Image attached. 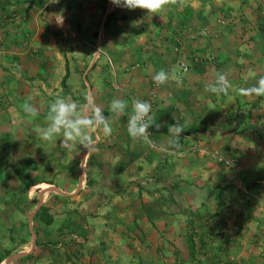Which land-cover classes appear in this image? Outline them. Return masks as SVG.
Returning a JSON list of instances; mask_svg holds the SVG:
<instances>
[{
  "label": "crops",
  "instance_id": "crops-1",
  "mask_svg": "<svg viewBox=\"0 0 264 264\" xmlns=\"http://www.w3.org/2000/svg\"><path fill=\"white\" fill-rule=\"evenodd\" d=\"M62 6L0 0V227L9 229L3 233L34 230L37 264H264V96L239 92L264 77V0H165L153 14L112 0ZM59 11L62 24L55 21ZM111 13L118 19L105 28ZM96 43L106 60L93 59ZM181 59L188 73L180 71ZM162 69L170 78L158 86L152 77ZM220 71L233 85L227 95L205 87ZM67 74L71 95L64 96ZM92 91L105 116L112 99L128 102L113 117L112 134L89 129L94 151L68 150L59 137L46 142L36 134L57 95L83 105ZM133 99L152 106L150 143L127 133ZM26 100L36 117L24 112ZM176 121L186 129L173 138L168 129ZM44 185L98 212L83 246H75L82 238L73 228L64 229L65 243L57 232L46 246L39 229L60 226L49 230L42 209L29 213L34 190ZM32 237L23 236L9 256L31 249ZM6 260L0 264L21 258Z\"/></svg>",
  "mask_w": 264,
  "mask_h": 264
},
{
  "label": "clouds",
  "instance_id": "clouds-1",
  "mask_svg": "<svg viewBox=\"0 0 264 264\" xmlns=\"http://www.w3.org/2000/svg\"><path fill=\"white\" fill-rule=\"evenodd\" d=\"M53 3L59 0H51ZM112 3L118 7L134 10L137 8L146 9L150 14L156 13L165 3V0H112ZM57 24L63 23L62 13L55 15ZM170 75L165 70H159L153 77V81L159 86L165 84ZM206 90L212 94H225L233 87L227 74L224 71L217 72L214 82L207 84ZM242 95L264 96V77H260L257 82L247 88H240ZM85 103L79 104L70 97L57 95L49 104L47 116V125L36 129V134L46 142L55 141L58 137L61 140V147L68 150L77 149L83 146L88 152L95 150L97 138L89 135V129L102 128L103 133L107 136L112 134L113 117L124 114L128 109V102L121 99H112L107 111L110 116H105L103 110L96 102L95 98L90 94H85ZM131 114L127 119V133L132 139H140L146 143H150L149 129L156 124L152 114V106L148 101L141 99H133L131 103ZM23 110L31 117L38 115L37 108L27 100L24 102ZM160 125H156L159 127ZM186 129L184 124L176 121L170 125L168 135L178 138ZM172 147L177 145L172 144Z\"/></svg>",
  "mask_w": 264,
  "mask_h": 264
},
{
  "label": "rangeland",
  "instance_id": "rangeland-1",
  "mask_svg": "<svg viewBox=\"0 0 264 264\" xmlns=\"http://www.w3.org/2000/svg\"><path fill=\"white\" fill-rule=\"evenodd\" d=\"M107 2L108 1H106V4H107ZM62 3L60 5L61 9L63 7ZM102 3H104V2H102ZM104 9H106V8H104ZM65 11H66V13H68L67 10H65ZM59 13H61V11H59ZM59 13H57V14H59ZM63 16H64V14H63ZM99 48L101 49V51L103 50L101 47L98 46V43H96V45L94 46V49H93V59L97 62H100L101 60H103V58H105V56L102 53H100V55L98 57V55H97L98 51L97 50ZM105 60H106V58H105ZM114 69H116L115 64H114ZM85 78H86L87 82H91L92 79L89 78L88 75L82 77V82L85 85L86 90H88L87 85L84 83ZM87 94H88V92H87ZM91 95L94 97L93 91H92ZM260 127H261V130L263 131V125H261ZM93 138H96L95 134H93ZM80 163H81V161H80ZM46 187H48V188L46 189ZM40 188H41L40 192H39V190L38 191L34 190V193H33L34 200L31 201V203H30L29 213L32 212V217H34L36 212L37 211L39 212V210L42 209L43 211L41 213L42 215H40V218L43 219L45 226L48 227V226L52 225L49 228V230L53 229V225H55V224H56V226L57 225L60 226L57 231L55 229H54V231L53 230L42 231L41 229H39L40 233L46 234V236L48 237L47 238L48 243H46V246H48L49 244H52L53 241L51 238H53V236L57 237L59 235L61 236L60 241L65 243V240L67 239L68 234H66L64 229L67 230L68 228H73V230L76 232V233L74 232L76 234V236L78 235V239H79V237L82 238V241H76V243H74L75 246H77V247L83 246V244H85V241H87L89 239L88 237L90 236V234L87 231H85L86 230L85 228L89 227L88 226V223H89L88 220L97 217V215H95V214H97L98 212L90 213V212H88L87 209L85 211V209H83V208H86L87 201H83V198H80L79 200H76V201H73L72 199H69V198H65L62 191L59 190V188H55L54 186H45V185L41 186ZM72 188H73V186H72ZM52 192H54V193H52ZM80 208H82L83 210H80ZM68 210H70V213H72V216L70 218L68 216ZM25 221L27 222V220H25ZM6 229H8V228L0 227V263L3 262L4 259L9 260L12 257L18 255V254H16V255L9 256L10 255L9 253H13V252L19 250V247L21 245L20 242L23 240V236L25 238L24 240L28 241V242L31 240V236H33L32 241L35 237L36 243H38V239L36 237L34 230L32 233H27L26 228H25L24 233H22V234H20L19 232H15V231L13 233L10 232V233L5 234V233H3V231ZM81 231L82 232L84 231V232L82 233ZM57 232H59L60 234L58 233L59 235H57ZM70 244H73V243L70 242ZM29 250L26 252H29ZM37 253H38L37 254L38 258H41L40 254H42L43 252L39 251ZM31 254H33V253H31ZM7 256H9V257L6 258ZM28 261L29 262L26 261V263H25L24 261L22 262V261L18 260V261H14L13 264H37L38 263L37 257H35V256H33V258L31 260H28ZM3 264H5V263H3Z\"/></svg>",
  "mask_w": 264,
  "mask_h": 264
},
{
  "label": "built area",
  "instance_id": "built-area-1",
  "mask_svg": "<svg viewBox=\"0 0 264 264\" xmlns=\"http://www.w3.org/2000/svg\"><path fill=\"white\" fill-rule=\"evenodd\" d=\"M62 2H63V0H59V2H57V3H53L52 2V4L57 9H59ZM63 22H64V16H63ZM206 33H208V32L206 31ZM97 51H98V54L97 55L99 57V55H100V53H102V51H101L100 48ZM108 63L110 65V67L114 70V63H113L112 59L108 58ZM178 66H179L180 71L182 73H188L189 72L190 66H189V64H188V62L186 60H183V59L179 60ZM134 98H137V97L134 96ZM149 134H150V137H151V129H149ZM227 164L230 165V166H235L232 162H227ZM230 262L231 263H237L238 262L237 257L233 256L232 258H230Z\"/></svg>",
  "mask_w": 264,
  "mask_h": 264
},
{
  "label": "trees",
  "instance_id": "trees-1",
  "mask_svg": "<svg viewBox=\"0 0 264 264\" xmlns=\"http://www.w3.org/2000/svg\"><path fill=\"white\" fill-rule=\"evenodd\" d=\"M118 18L116 17V15H115V13H111V14H109L107 17H106V19H105V21H104V27L105 28H108V26L110 25V23L111 22H113L114 20H117ZM121 19L124 21V20H126L127 19V17H125V16H123V17H121ZM67 80H68V74L66 75V77L63 79V82H62V86H63V91H64V96H69V95H71V92L68 90V88H67V85H66V83H67ZM191 244V247L193 246V244H192V241L190 240L189 241ZM33 254H28V255H26V256H24L23 258H21V261L23 262H26V261H28V260H31L32 258H33Z\"/></svg>",
  "mask_w": 264,
  "mask_h": 264
},
{
  "label": "water",
  "instance_id": "water-1",
  "mask_svg": "<svg viewBox=\"0 0 264 264\" xmlns=\"http://www.w3.org/2000/svg\"><path fill=\"white\" fill-rule=\"evenodd\" d=\"M35 246H36V238L34 237V239H33V244H32L31 249L29 250V252H26V253H24V254H19V255H17V256H14V257H12V259H20V258H22L23 256H26V255H28V254H31L32 251L34 250Z\"/></svg>",
  "mask_w": 264,
  "mask_h": 264
}]
</instances>
